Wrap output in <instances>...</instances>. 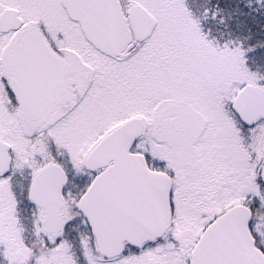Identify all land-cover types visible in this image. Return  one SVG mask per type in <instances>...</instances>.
Wrapping results in <instances>:
<instances>
[{
    "label": "snow or ice",
    "instance_id": "1",
    "mask_svg": "<svg viewBox=\"0 0 264 264\" xmlns=\"http://www.w3.org/2000/svg\"><path fill=\"white\" fill-rule=\"evenodd\" d=\"M0 264H264V0H0Z\"/></svg>",
    "mask_w": 264,
    "mask_h": 264
}]
</instances>
